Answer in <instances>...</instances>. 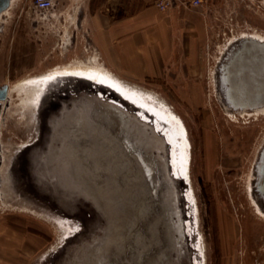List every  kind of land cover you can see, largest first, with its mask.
<instances>
[{
  "label": "rangeland",
  "instance_id": "obj_1",
  "mask_svg": "<svg viewBox=\"0 0 264 264\" xmlns=\"http://www.w3.org/2000/svg\"><path fill=\"white\" fill-rule=\"evenodd\" d=\"M88 1L54 0L38 11L32 0H10L0 14V84L11 88L0 102V264H85L103 231L101 212L69 168L70 132L46 116L59 94L85 92L131 113L159 139L182 227L177 264H264L256 189L264 113L226 110L217 85L230 49L244 37L264 38V0L178 9L184 26L174 69L139 81L104 66L89 34ZM76 66L101 67L117 88L58 76L34 105L17 87Z\"/></svg>",
  "mask_w": 264,
  "mask_h": 264
},
{
  "label": "water",
  "instance_id": "obj_2",
  "mask_svg": "<svg viewBox=\"0 0 264 264\" xmlns=\"http://www.w3.org/2000/svg\"><path fill=\"white\" fill-rule=\"evenodd\" d=\"M8 3L0 0V10ZM220 80L232 107L264 105V39L241 38ZM7 90L0 84V102ZM55 118L75 146L69 168L104 219L85 264H177L182 227L159 139L134 115L95 96L79 97ZM258 171L264 199V150Z\"/></svg>",
  "mask_w": 264,
  "mask_h": 264
},
{
  "label": "crops",
  "instance_id": "obj_3",
  "mask_svg": "<svg viewBox=\"0 0 264 264\" xmlns=\"http://www.w3.org/2000/svg\"><path fill=\"white\" fill-rule=\"evenodd\" d=\"M89 34L104 66L133 81L174 69L183 30L176 9L159 11L148 0H89ZM111 75V74H110Z\"/></svg>",
  "mask_w": 264,
  "mask_h": 264
},
{
  "label": "bare ground",
  "instance_id": "obj_4",
  "mask_svg": "<svg viewBox=\"0 0 264 264\" xmlns=\"http://www.w3.org/2000/svg\"><path fill=\"white\" fill-rule=\"evenodd\" d=\"M248 37H253V38H257V39H264V38L258 37V36H248ZM95 65H97V64H95ZM84 66H86V65H84ZM72 67H73V65H72ZM103 70L104 69H101V67H99V66H90V67H84V68H77V66H76V68H67V67H65L62 70H56L55 69L54 71H51V73H48L47 75H43V76H39V77L30 79L27 82H25L26 81L25 80L22 83H19L18 85L17 84L16 85L20 89H21V87L22 88L24 87V89H26V91H27L26 94L27 93L29 94L28 96H29L30 103H33L34 105H36L38 100L41 99L40 97H41V94L43 93L42 88H44V86L47 83L51 82V80H55V78L58 77V76L68 75V76L73 77V78L83 77V78H87V79H89V80H91L93 82L101 83V84H103V85H105L107 87H111L112 89H116L117 88L116 87L117 84L115 83V81L111 80V78L108 76L106 70H104V71ZM25 84H26V87L24 86ZM217 85H218V99L221 102L222 106L226 110L231 109L232 111H237L240 114L246 113V112H249V111H251L253 113H264V105L258 106V107H254V108H251V109H248V108H234V107H232L224 98V90H223V85L221 83V80H219V83L217 81ZM219 87H220V89H219ZM63 89H64V87H63ZM44 91H46V90H44ZM9 92H11V88L10 87H8L7 97L10 96ZM21 92H23V91L21 90ZM86 94L87 93L85 92L84 94H82V96H85ZM78 97H79L78 95L74 96V97H71V96L70 97L69 96L65 97L64 93H63V95H62V93L59 94L58 97L56 98V103L57 104H56V108H55L54 112L53 113H46V116H48V118L50 117V119H51V117H59L61 114H63V111L66 108H69L71 103H74V102H76L78 100ZM102 99H104V101H106V102L108 101V99L105 98V97H102ZM26 101H28V100H26ZM50 104H53V103L50 102ZM143 125L145 126V128H147L146 124H143ZM149 127H150L151 131H156L151 123H149ZM153 135L156 136V134H153Z\"/></svg>",
  "mask_w": 264,
  "mask_h": 264
},
{
  "label": "built area",
  "instance_id": "obj_5",
  "mask_svg": "<svg viewBox=\"0 0 264 264\" xmlns=\"http://www.w3.org/2000/svg\"><path fill=\"white\" fill-rule=\"evenodd\" d=\"M150 4L160 11L172 9H186L203 7L209 0H148ZM35 10L48 11L54 5V0H32Z\"/></svg>",
  "mask_w": 264,
  "mask_h": 264
},
{
  "label": "flooded vegetation",
  "instance_id": "obj_6",
  "mask_svg": "<svg viewBox=\"0 0 264 264\" xmlns=\"http://www.w3.org/2000/svg\"><path fill=\"white\" fill-rule=\"evenodd\" d=\"M9 1H10V0H9ZM8 5H9V3H8ZM6 8H7V7H6ZM3 10H5V9H3ZM3 10H0V14L2 13ZM7 93H8V91H7Z\"/></svg>",
  "mask_w": 264,
  "mask_h": 264
}]
</instances>
